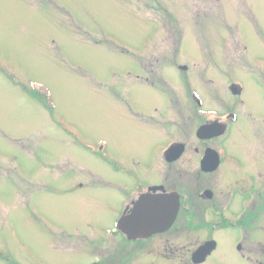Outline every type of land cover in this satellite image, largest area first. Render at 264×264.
Here are the masks:
<instances>
[{
	"label": "rangeland",
	"instance_id": "rangeland-1",
	"mask_svg": "<svg viewBox=\"0 0 264 264\" xmlns=\"http://www.w3.org/2000/svg\"><path fill=\"white\" fill-rule=\"evenodd\" d=\"M190 37L199 58L264 56V0H0V264L80 261L62 234L99 220L110 164L148 139L120 108L152 100L134 75H148V59L209 72Z\"/></svg>",
	"mask_w": 264,
	"mask_h": 264
},
{
	"label": "flooded vegetation",
	"instance_id": "flooded-vegetation-1",
	"mask_svg": "<svg viewBox=\"0 0 264 264\" xmlns=\"http://www.w3.org/2000/svg\"><path fill=\"white\" fill-rule=\"evenodd\" d=\"M193 40L192 62L199 69L202 61L209 72L173 58L145 60L148 75H134L152 100L136 107L128 99L120 108L148 139L137 147L141 155L110 164L117 177L91 209L99 220L62 234L66 257L80 253L76 264H134L139 254L141 264H264V56L199 58ZM180 85L185 90H175ZM174 145L177 151L168 153ZM102 150L103 144L99 154L107 160ZM170 193L177 204L168 207ZM175 206L172 223L161 229ZM125 225L145 227L143 235L129 237ZM184 236L193 241L184 243ZM110 238L111 248L105 245ZM87 252L94 256L83 257Z\"/></svg>",
	"mask_w": 264,
	"mask_h": 264
},
{
	"label": "water",
	"instance_id": "water-1",
	"mask_svg": "<svg viewBox=\"0 0 264 264\" xmlns=\"http://www.w3.org/2000/svg\"><path fill=\"white\" fill-rule=\"evenodd\" d=\"M175 151H177V147L174 145V146L170 147V149L168 150V153H170V152H175ZM166 196H167V197L171 196V197L173 198L172 200H168L167 203L174 202V204H177V202H176V195H175L174 193H170V194H168V195H166ZM175 202H176V203H175ZM169 205H170V204H168V207H169ZM175 211H176V206H175V209H174V214H175ZM174 214H173V215H174ZM173 217H174V216H172L171 218H168V219H169V220H168L169 222L166 224V226L164 225L163 228H161V229H165L166 227H168V226L170 225V222H171V220L173 219ZM121 229H122L125 233H127L129 237H131V236H132V235H131V232H132V231L138 233V235H143V234H141V233H142V231L145 229V227H139V226L128 227V226L125 225V226H121ZM146 234H148V232H147ZM209 249H210V243L207 244L206 246L203 245L202 247H200L199 249H197V251H196L195 254L193 255V258H194L195 260H197V259H201V258H199V257H204V255H205L204 253L207 252Z\"/></svg>",
	"mask_w": 264,
	"mask_h": 264
},
{
	"label": "trees",
	"instance_id": "trees-1",
	"mask_svg": "<svg viewBox=\"0 0 264 264\" xmlns=\"http://www.w3.org/2000/svg\"><path fill=\"white\" fill-rule=\"evenodd\" d=\"M32 95H34L37 99L39 98V100L43 103V100H42V96L39 95L38 93L36 92H32ZM39 95V96H38ZM0 257L2 258V256L0 255Z\"/></svg>",
	"mask_w": 264,
	"mask_h": 264
}]
</instances>
